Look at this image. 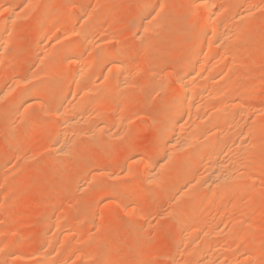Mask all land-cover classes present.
<instances>
[{"label": "rangeland", "instance_id": "374dc122", "mask_svg": "<svg viewBox=\"0 0 264 264\" xmlns=\"http://www.w3.org/2000/svg\"><path fill=\"white\" fill-rule=\"evenodd\" d=\"M7 1L8 0H6V1L0 0V16H1L0 19H1V21L3 18H5V15H6L4 12V6L6 5L5 3ZM15 1L17 3H20L23 0L22 1L15 0ZM50 1L49 0H47V1L39 0L38 2H36V5H35L36 7L32 6L33 8H30V9L25 8V10L23 12V15H24L23 17H20L19 20H17V21L15 20L12 23L10 22L9 23L10 25L8 24V26H11V28L13 26L12 24H14L13 32L8 31V33L13 35V36H9L10 34L8 35L9 36L8 40H10L11 42H10V44H8L9 42L7 41L8 45H6V46H7V50H9V51H6V55L3 54V51L0 52V72L2 74V75L0 74L1 75L0 76V85L3 84L1 87L3 89L5 88L4 90L8 89V87L10 88V86H11V88H13L12 90L8 89L11 93L13 92L12 95L10 94V92H8V94H6L7 90L4 92L1 90L2 88H0L1 93L3 94L2 96H0V206H1V203L3 201L5 202V204L2 205V207H0V231L2 230V232H0V264H16L17 262L19 264H35L39 255L41 253H43L44 251L47 252L46 250H47V248H49L48 246H50V248L54 247L55 249L57 246H59V247H57L56 250L60 251L64 246L63 243H61L62 237H63L62 234L64 233V231L65 232L69 231L70 230L69 228H71V230L73 228V230L70 232V234H71L70 236H72V237L69 238L73 242L71 243L70 240H69L70 243L67 242V245L70 244L68 247V251H70V253L67 252L66 254L68 255V253H69V255H71V253H72L73 256L71 255L72 258H70V256L68 255L69 257L67 260L66 255L65 256H64V254L61 255V260L66 259L64 261H67L69 264H120V263L121 264H167V263L171 264V261H173L172 259H173L174 253H175L174 250L179 245V243H181V241H184L185 239H188L190 237V233L193 234V236H195L199 232H203V234L204 233L206 234L207 233L206 229H209L208 227L211 224H212L213 228H215V232H216L214 234H211L212 238L215 237L217 239L219 248L221 247L220 244L222 246L227 245L230 247V248L227 247L230 250H227L226 246L224 247V249L227 250L226 253L229 256L232 257L234 254V256H235L234 264L235 263L240 264L241 262L244 263L243 258H245L244 261H248L245 264H264V137H263L264 136V120H262V119H264V21H263L264 20V14H262V13H264V8H263L264 7V4H263L264 0H259V1L254 0L255 1L254 3H253V0H248V2L250 1V2H252L253 5L255 4L256 6L255 5L249 6L250 2L248 3L247 0L245 1V3L247 5L242 4V3L239 4L240 1L238 2V0H222L223 3L221 2V0L216 1L219 3L218 7H216L218 9L224 5H225L224 7H226V5H229V4H239L238 5L239 8L237 7V10L239 11V9H241L240 11H245L247 13L246 16H248V18H244L242 21H237L235 19H234L235 21H233L232 20L233 16L234 15L236 16V9H234V12H235L234 14L232 13L233 11H230L233 15H230L228 13L229 16H227V17H230L229 19H227V17H225V16H224V18L218 19L217 22H219V23L228 20L229 24H228V21L226 22V24H228L227 27H229V25H230V20H231V23L232 22L233 23L239 22L238 26L239 27L241 26L240 30L238 29V30L233 32L235 35V41L232 44L233 47L232 46L230 47V50H232V48H235V50H233V54H232V51H230L228 48L227 50H228L229 54H227L228 53L227 50L224 49V50H221L222 52L220 51L221 55H224L225 53H223V52L226 51L227 55H225V56L229 55L230 59H232L231 57L235 56L236 57L235 59H237V55L240 52L239 50H241V52L238 55V58H240V55H242L243 57L241 56V59H237V61L233 59L234 60L233 68H232V65L228 66V64H227V66L226 65L223 66V67H225V69H223V67L221 68V71L223 69V71H222L223 73L221 74V76L220 75H219V77L217 76L214 82L217 85V87L219 86L222 89V84L224 83V85H225V83L229 82V78L231 77V79H230L231 81L229 82L230 86L232 84L235 88H237L239 90L237 92V94L234 91V96L235 95L237 97L239 96L238 100H236V101H238V103L237 102L236 103L239 104L241 101V104H243V107L246 108V110H245V108H243L241 104H239V106H238V107H241V109L243 111H245L244 112L245 114L242 113L243 112L242 110L239 111L240 108L239 109H238V107H236L235 109L233 108L234 111L237 112V117L235 118V120L236 121L239 120L240 119L239 117H241V119L244 118L243 119L244 121H247L248 119L253 118V119H250L249 123L248 122L243 123L242 122L243 120H239L240 122H238V123H240V124L238 126V124L236 123L238 127H235L236 128L235 132H237L238 130L240 132L244 128V131H242V134L246 135L247 133H249L248 129L251 128L250 130H252V132H250L249 134H252V135L248 134V136L247 135L246 136L243 135V136L245 138H247V137L249 138V136H250L249 140L254 139L252 141L253 143L251 141L249 143V140L247 138V142H248L247 144L254 145V146H252L253 147L252 149H251L250 145H249V147H245V149L242 153L243 156L240 155L241 153L239 154L240 157L244 158L245 162H247V163H245L243 160L242 161L243 163L240 162V164H242V166H243V164L245 163V165L243 166L245 168L239 166V168L240 167L241 168L240 169L238 168L237 170H240V171H237V172L234 171L235 175L237 174L238 176H240L239 173L242 172L243 173L242 177H246V179L242 178L241 176H240V179L245 180V182L241 185L239 183L231 185L230 188L226 192L227 198H226V196H225V198L220 197V193H219V195H217L215 193L216 194L215 196H218L219 198L216 197L217 199H215L214 202H212V204L214 206H212V204H210L211 203L210 201L203 202L202 204H203L204 209H205V207H207L210 204V206L208 207L209 212L203 218L204 221H202V223L207 221L206 224L205 223L203 224V225H205L204 226L205 230L204 229H202L203 231L200 230L201 227L200 228L198 227L199 223H196L197 226L193 225L194 228L192 227L191 229H189L190 230L189 232L186 231L187 233L184 232V234L183 233L179 234L177 232V229H178V222L177 221L178 220L176 218L178 216L176 217V215L174 216L173 214H175V213L177 214L178 211L180 213L181 212L184 213V211L188 207L186 205L188 203L187 201H189L188 205H190L192 202V201L190 202V199L188 200V198H191V200H192L193 191L189 192L186 196L181 197V199L175 200V198H176L175 196L178 195V194L175 195V193L179 192L178 190H179V188H181V185H182L181 182L184 184L186 181H184L182 179V181L179 182V184H181L180 187H179L178 183H177L178 186L176 185V183H173L174 182L173 179H178V176L174 173V170H175L174 167H176V166L171 165V166H173L174 169L172 167L170 169L171 171L169 169H167L169 174H167L168 172L166 171L164 176H163L164 179L160 183H158V185H157V183L153 184V186H152V184H149L150 186L148 185L147 187H145V188H147L148 191L145 190L147 192H145V194L142 197H137L136 193H135L136 192L135 186L138 183V179L140 180V178H142V175H143L142 171L143 170H142V164L140 162L139 163L136 162L138 164V165H136V163L134 162L135 158H133V156L136 155V154H134V150L137 152L142 147L147 148L146 149L147 152H143L140 155L137 154L139 156L138 158H141V159L143 158L144 160H146L149 157L153 158L151 156H154V157L156 156L155 155L156 154L155 153L156 152L155 145L161 136V133L163 131L164 126L166 125V122H162V121L155 122V120L159 117V115L167 113L169 111L168 104H167L168 103V95H169L167 93H169V91L165 90L166 85L169 82H173L171 79L177 76L176 71H178L180 74V69H178V64L186 52V44L191 43V42H197L198 43V41L199 42L205 41V38L206 39L208 37H209V39L211 38V36H210L211 34L206 35V36H200V37L191 35V36H187V37L185 36L186 38H181L183 32L190 26L189 21L193 18H197V15H198V13L199 14L201 13V10L198 9V11L195 12V14H196L195 17H193L194 14L192 17H187L186 12H189L190 10H192V9H190V6H188L187 0H181V1H178V0H161V1H165V2L170 3V7L172 9V10H170V13L168 10V12H167L168 15H167V13L166 14L164 13V15L161 14L160 16H162V17H160V18H158L159 15L158 16L155 15V16H157V20H156L154 15L152 17L150 16L149 18H152V19H149L150 23H149L148 27L140 30L138 26L140 25V23H142L144 21V19L146 17V15H143V13L140 11V7L143 6L144 3L147 2L148 0H54L55 3L53 0L51 2ZM151 1H153V0H151ZM175 1L178 2V4L175 5ZM156 2H160V1L154 0V2H152V3H156ZM51 3H52V5H48ZM182 3H183V5H182ZM218 3H216V4H218ZM225 3H227V4H225ZM47 6H49L50 9H46ZM240 6H241V8H240ZM243 6H245V7H243ZM248 6H249L250 10L249 9L244 10L246 7L248 8ZM251 7L253 8V11L251 10L252 9ZM258 7H261L262 10H261V8H258ZM87 9H88V11H87ZM45 10H48V12H49L48 16L44 15L43 12H45ZM89 10H91V11H89ZM259 10L261 13L259 12ZM247 11H249V12H247ZM97 12H98V14H97ZM68 13H70V15ZM88 13H89V15L91 14V16H89V17H91L90 21L93 20V22L101 28V29L100 28L97 29L96 33L93 34V36L95 35V37H96L93 42L96 45H99L100 43L102 45L106 44V46L104 45L105 47L109 46L108 48L113 49L114 51L116 50L117 54L121 58L125 59L126 66H125L124 71L128 72V74L130 72V75H128V76H130L131 78L130 77H127V78H130L129 82L132 79V84L130 83V86H132L134 90L132 89L130 92L124 91L125 93L123 92V94L121 96H118V95L115 96L114 95L113 97L111 96L110 98L105 99L103 102L105 105L104 107L106 109H109V110L102 109L101 111H99L100 114L98 113L100 116H103V117L106 116V118L110 115L108 118L113 121V124L116 123V125L113 126V127H115V128H113L114 131H112L115 133L114 134L115 138L111 137V139H110V137L109 138L108 137L107 138L102 137L103 140L101 138H98V139L92 138V139L88 140L89 142H85V141H87V139L85 141H83L84 139H82V137H78L76 134L70 133V134H68L69 138L75 137L73 139L74 141L72 139L70 140V141H72L71 143L76 144V145L72 144V146H71V148L74 150L70 149L73 154L69 152L71 155L68 153L67 155L66 154H64L62 156L60 155L61 157H59L58 155L53 153V151H52L53 147H52V144L50 141L52 139L51 134L53 131V128H51V126L57 125L56 123H58V121H57L58 118L55 117V112L57 110L54 112V109L56 107H58V105H60L59 104L60 102H64V103L66 102L67 103L68 99H69L68 103H72V101H73V103H75V102L77 103V101L83 102L85 100V97L82 95L79 96L78 94L75 97L74 96L75 94H73L74 93L73 90H71L70 92H68L69 94L67 93V95H64L63 99H61L62 96H60L61 101H60V99H58L59 102H57V99H56L55 103L57 105L54 102L49 103L47 101V99H45V98L38 99V100H43V102H45V103L42 102L43 107L41 106V104H40V106H38V104L22 105L21 107H23V108L28 106L27 108H25L26 111H29L32 108V110H31L32 112L31 111H29V112H30V114H33L32 115L33 120L35 119V117L39 116L35 119V122L33 123V121H28L27 116H29L30 114H29V112L24 113L26 111L23 110V108L20 107V109H22L21 110L22 113L19 110V112L21 114L20 113L19 114L18 113H12L10 111L12 106L14 105L13 94L18 91V86H19L17 84H15L16 85L15 86L14 83H16L15 80H17V81H18V79L21 80L25 75H27V77H28V73H29V77L38 76L35 78L36 80L38 79L37 81H39V84L36 82L38 86L43 87V83H44V87H50L51 82L53 83V77H52L51 73H53L52 71L57 66H60L59 68H61V64L63 61L61 56L63 55V57H65L64 55L67 53V48L65 49L66 50V53H65L64 46L66 47L70 44H72V45L77 44L78 46L83 45L82 37L80 39V34L82 35L83 31H80V32H78V31L82 30L81 26L83 28L86 27V22L88 20V19H86V17L89 18L87 16ZM250 13H253L252 16L250 15ZM82 14H84V15H82ZM85 14H86V17H85ZM94 14L96 16H94ZM255 14H260V15L255 16ZM81 15H82V17L83 16L85 17L84 19H86V22L83 23L82 20L81 21L79 20L80 19L79 17H81ZM92 15H93V17H92ZM98 15H100L99 16L100 18L98 19L99 21L97 20V22H99V23H97L94 20V18L95 19L98 18ZM68 16H73V18L77 17V19L79 18L78 20L80 22L75 18L76 21L74 19L73 24H66L67 26L65 28L60 27L63 20L65 18H67ZM188 16H189V14H188ZM250 16L253 17L254 19L250 18ZM258 16L261 18L260 20H259ZM25 17H27V18H25ZM146 20H147V18H146ZM220 20H224V21H220ZM24 21L26 22V24H24L25 23ZM28 21H29V23H28ZM90 21L87 22V25L89 28H91L95 32L94 27L92 25L93 23ZM152 21H153V23H156L155 24L156 27L152 26V24H151ZM74 22H76V23H74ZM81 22H82V25H81ZM33 23H35V24H33ZM42 23L44 24V26H48L47 24H49L50 27L52 26L51 28H53V27L55 28V26L59 28L58 31L62 34H60L58 32H56V33L60 34L61 36H59L55 33V30H57V29H54V30L52 29V35L55 33V35H53L54 38L59 36L58 40L56 38V40L54 42V40H52V37H53L52 35H51L52 36L51 38H50V36H48V38H46V40H44L42 42L37 40V36H35L37 34H35V33L38 32L36 30H39ZM55 23H56V25H54ZM260 23H262V24H260ZM50 24H52V25H50ZM95 24H94V26H95ZM74 25L77 28L74 27ZM90 25L92 27H90ZM247 25H248V27H247ZM97 26H95V27L97 28ZM149 26H152L151 29H149L150 28ZM224 26L226 27L225 22H224ZM238 26H236V27H238ZM260 26L261 27L263 26V28L259 29ZM71 27H73V30H70ZM67 28L71 31V32H69V34H68L69 30ZM152 28L153 29L155 28L154 30H157V31H155L158 33L157 36L155 35L156 33H154V34L151 33V32H153ZM66 29L68 31H65ZM103 29H104V31H102V32L104 33V35L101 31H99V30H103ZM138 29H139V31H141L140 34L143 31L148 32L147 34L142 33L141 35H143V34H145L146 36L149 35V40L152 39V36H153V39L150 40V41H153L155 39L153 41L154 43L150 42L151 45L153 44L152 45L153 49H151L152 47H149V45H147V44H146L148 46V47L146 46L147 49L144 46L145 43L148 41L147 40L148 36H147V38H144L145 35H143V37L141 36L142 40H144V39H146V40H144L145 42L142 41L144 43L139 42V41H141V40H139L141 38H139V36H138V33H139ZM9 30H10V27H9ZM83 30L85 31V29H83ZM177 30L178 31L181 30L180 33ZM14 31H15V33H14ZM97 31H99L98 32L99 35H98ZM149 31H150L151 35H150ZM65 32H67V33H65ZM76 33H78V34H76ZM100 34H102V35H100ZM8 36H7V38H8ZM75 37H78V39L76 38V40H72V39H75ZM10 38H12V40ZM98 38H100L99 41H98ZM13 39H16V40L13 41ZM47 39H48V41L51 39L53 42L49 41L50 42L49 43L47 41ZM17 40H19V41H17ZM69 40H71L72 42H70ZM96 40L98 41V43L95 42ZM12 41H13V43L15 42V44L18 46V48L14 44L13 45L15 47H13L11 45ZM37 41L41 45L38 44ZM103 42H106V43H103ZM111 42H113V43H111ZM46 43L48 44V47H46V49H44L45 46H47ZM53 43L58 45V46L55 45L56 46L55 49L56 50L58 49L57 50L58 54H56V55L58 56L60 54L61 56H58V57L54 56L53 49H52V48H54ZM38 45L40 46L41 49H39ZM8 46H9V48H8ZM11 48H13V50L15 49L14 52H12ZM124 49H125V51H123ZM48 50H49V52L46 53V51H48ZM83 50L81 51L82 56H84L83 57L84 60L89 64L92 63L94 59H95V62H98V61H100L101 58L103 59V62H105V63L109 62L108 60L104 59V55H102V53H100V52H97L93 56H90L89 53L86 52V54H88V56H89V57H86V54L84 53L85 51H83ZM39 51H40V53H39ZM54 52L56 53V51H54ZM62 52H64V53H62ZM234 52H236L235 54H237V55H235ZM42 53L43 54L45 53V56L42 55ZM67 54H69V52ZM40 55H42L44 57H42ZM48 55H50L49 56L50 58L52 57L50 59L52 64L55 62V64L57 66L56 67L50 66L49 71L51 70V67L53 69V70H51V73H49V75H51L50 76L51 79H49V77L47 78V76H42V78L40 80L39 77H41L43 71L40 72L39 69L37 68L38 62L40 64V61H39L40 58L39 57L46 59V57H48ZM230 55H231V57H230ZM94 56H95V58H94ZM59 57H61V58H59ZM130 57L132 59H130ZM53 58H55L54 62H53V60H54ZM56 58H57V60H56ZM43 59H42V61H44ZM59 59H62V60H59ZM204 59L202 60L203 62H204ZM206 59H208V58H206ZM48 60H49V58H48ZM48 60H46V61H48ZM209 60H210V58L208 60H206V62ZM239 60H242V63H241V61L238 62ZM46 61L42 62L43 64H45V65L42 64L44 69H46L45 67H47L48 64H51L48 62L45 63ZM57 61H59V62L56 63ZM131 62H132V64H131ZM206 62H204V63H206ZM55 64H54V66H55ZM152 64H153V66H152ZM39 66L42 67L41 65H39ZM154 66H156V67H154ZM236 66H238V67H236ZM36 68H37V70H36ZM42 68H41V70H42ZM226 68L228 70L230 68V71L229 72H228V70L226 71ZM56 69H58V68H56ZM56 69H55V73H56ZM232 69L234 72L231 71ZM2 70H4V71H2ZM5 71H7L8 73ZM33 71H35L36 74L34 72L31 76L30 74ZM37 71H38V74H37ZM150 71H153V72H150ZM2 72H5V74ZM149 72H150V74H149ZM225 72H226V74H224ZM56 74H58V73H56ZM164 74L167 75L166 78L164 77L165 76ZM230 74H232L233 76H231ZM156 75H158V76H156ZM125 76H127V75L125 74ZM43 77H45V79ZM155 77L158 80H156ZM158 77H160V78H158ZM224 77H225V79H224ZM2 78H4L3 80H5V82H3L1 80ZM166 79H167V81H166ZM216 80H217V83L219 81H220V83H222L221 86L216 83ZM152 81H154L153 83H154V85L156 84L155 85L156 87L152 84ZM46 82H47V85H45ZM149 82H151V84ZM48 83H49V85H48ZM133 83H135V84H133ZM157 84H158V86H157ZM216 85H214V86H216ZM228 85H225L226 86L225 88H227ZM60 86L63 87L64 89H66L68 87V81L63 82ZM101 86H102L101 81H99L96 83L95 88L97 90H100ZM209 86H208L209 88L207 87L209 89L207 91H210V89H212V85H209ZM234 87H230V89L233 88V90H236V89H234ZM20 88H21V86L19 87V89ZM93 94H95V93H93ZM93 94H89L88 98H90V96L92 95L91 96V97H93L92 101L98 100L99 96L97 94H95L97 96H95ZM4 95H6V96H4ZM237 97H236V99H237ZM38 100H36L35 103H38L37 102ZM244 103L249 108H247L244 105ZM43 104L47 107L49 106L48 107L49 110ZM107 104H110V106ZM32 105H33V107H32ZM111 106H112V108H111ZM29 107H31V108H29ZM59 107H58V109H59ZM28 108H29V110H28ZM51 109H52V111H51ZM206 109L211 110V111L207 110L209 114H210V112L213 111V108H211V107L210 108L208 107ZM46 110H48V111H46ZM89 111L90 112H88L87 116L90 117V121L88 120V122L90 124L88 123V126L92 127L93 125H95V124H93V125L91 124V118H92V120L94 119L95 122L97 120L99 121V119H101L100 123L103 121V119H104L103 117L100 118V116L97 114L93 115L94 111L91 112V109ZM102 112H104V113H102ZM89 113H90V116H89ZM246 113L248 115L249 114L253 115V113H254V115H253V117L250 115L251 117L248 118V115H246ZM15 114H17V116ZM107 114H109V115H107ZM255 114H257V115H255ZM13 115H15V117ZM96 115L99 117H97ZM254 116H256V117H254ZM23 117L26 118L27 121ZM36 120H37V122H36ZM114 120H116V121H114ZM98 121L96 122V124H98ZM28 122H30V123H28ZM95 122L93 121L92 123H95ZM181 122L182 123H179L180 127H182L183 122L185 123L183 126H185V125L189 126L190 124H192V126H194L193 123H191L190 121H188L186 119L182 120ZM186 122H189V124ZM241 124L243 125L242 126L243 128H241ZM11 126H12V128H11ZM88 126L86 123L85 129H88L89 128ZM188 126L187 127L185 126L187 128L186 131H189V129L193 128L191 125L189 127ZM254 126H255V128H254ZM235 128H234V130H235ZM237 128H238V130H237ZM182 129H184V128H182ZM184 131H185V129H184ZM15 132H16V134H15ZM23 133H26V134L23 135ZM13 134L15 135V137H13ZM118 134H120L122 137H120V135H118ZM25 135H28V136H25ZM139 135L142 137H140ZM237 135H238V133H237ZM24 136H25V139H24ZM234 136H236V135H234ZM234 136L232 133V137H234ZM260 136L263 138H260ZM9 137H10V139H9ZM118 137H120V138L118 139ZM232 137H231V140L233 141L235 137L234 138H232ZM251 138H253V139H251ZM11 139H13V141H12V143H9L8 140H11ZM94 139H96V140L94 141ZM99 140H101V141L99 142ZM81 142H83V143H81ZM49 144H51V146ZM85 144H86V146H85ZM48 145L50 148L49 150L47 148ZM128 145H130V146H128ZM16 147L19 150L16 149ZM51 147H52V149H51ZM80 148H82L83 150H81ZM229 148H227V152L229 151L228 150ZM87 149L88 150L91 149L90 150L91 152L90 151L88 152ZM128 149L130 150V152ZM16 150H18V154H17ZM124 150L125 151L128 150V152H125ZM232 151H233V154L230 150L229 151L230 154H229V152H228V155L225 153L224 157H226V159L227 158L229 159V156L231 155L230 157L233 158L232 155H234V154L236 155L237 153H235L234 150H232ZM20 152H23V153H20ZM248 152H251V154ZM19 153L21 155H19ZM51 153H52V155L50 156ZM85 154L88 155V157L90 158L91 161L89 160L87 155L85 156ZM17 155L20 156L22 159L20 160V157H18ZM235 155H234L233 159H236L239 157V155H236V156ZM22 156H24V157H22ZM12 157H15V158L12 159ZM104 157H105V160H107V161H104V159H103ZM123 157H124V159H123ZM248 157L249 158L251 157L252 159L248 160L249 159ZM232 158H230V159H232ZM242 158H240V160ZM18 160L21 162H19ZM113 161L117 162L116 165L113 167V171H114L113 174H115V176L112 174V177L110 176L111 178L108 179V174H106V171L104 173L103 170H106L108 168V165H110L111 162H113ZM229 161L230 160H228V162ZM173 162H174V160H173ZM57 163L59 165L56 166ZM131 163H133V164H131ZM89 164H91V165H89ZM99 164H100V166H99ZM248 164L250 166H247ZM83 165H85V166H83ZM81 166L85 167V168H81ZM200 166L195 169L194 173H196V175L199 174L200 176H202L203 173H205V171H204V169H202V165H200ZM52 167H54V168H52ZM57 167H58V169H57ZM203 167H204V164H203ZM253 167H254V169H253ZM50 168L52 169L51 171H50ZM77 168H78V170H77ZM93 168H95V169L93 170ZM127 168L132 170V172H133V170H136L135 171L136 173L135 172L128 173ZM90 169H92V170H90ZM137 169H139V170H137ZM244 169H247V170H244ZM88 170H90L92 174ZM198 170H199V172H197ZM49 171H50V173H49ZM80 171H82V172H80ZM201 171H204V172L201 173ZM51 172H54V174ZM77 172H79V173H77ZM86 172H87V175L85 174ZM170 172H173V173H170ZM80 173H81V175L82 174L83 175L80 176ZM102 173H104V174H102ZM139 173H140V175H138ZM194 173H191V174L189 173V174L191 176ZM28 174H30V175H28ZM50 174H53V175H50ZM77 174H79V175H77ZM249 174L251 177L252 176L253 177L251 178L249 176ZM45 175H47L48 178ZM76 175H77V177H75ZM94 175L96 176L95 178H94ZM116 175H117V177H116ZM43 176H44V179H43ZM104 177H105V179H103ZM191 177H193V176H191ZM191 177L189 179H191ZM96 178H97V180H96ZM170 178L172 179V181ZM186 178H188V176ZM90 179H91V181H89ZM94 179H95V181H94ZM100 179H102V180L100 181ZM189 179H187V182L189 181ZM82 180H83V182H82ZM103 180H105V181L102 182ZM86 181H88V182H86ZM96 181L98 184L95 183ZM98 181H100V183ZM93 182L96 185L93 184ZM104 183H106V184H104ZM124 183H126V184L124 185ZM128 183H129V185H128ZM108 184L111 185V187ZM121 184H122V186H121ZM99 185L100 186H109V188L112 189L110 192L118 194L120 196L119 197L120 200H119V198H115V197H114L115 198L114 200H112L113 198H111V200H112L111 205H107L106 203H104V202L102 203V201L100 202L99 200H97V198L94 196V194H95V192L97 193V189L100 187ZM244 185L245 186L247 185V187H245ZM173 186H174V188H173ZM93 188H94V190H93ZM126 188H128V189H126ZM243 188H245L244 191H243ZM84 189H85V192L83 191ZM200 189H202V190H200ZM200 189L198 188V190L203 191L204 186H203V188L200 187ZM152 190H153V192H151ZM232 190H233V192H232ZM128 191H130V192H128ZM133 191H135V192H133ZM170 191H173L174 193L170 192ZM126 193H127V195H126ZM115 194H113V195H115ZM128 194H129V196H128ZM241 194H242V196H241ZM244 194H246V195H244ZM232 195H234V196H232ZM39 197H41V198L39 199ZM111 197H113V196H111ZM89 198H92L93 202H90L91 199H89ZM124 198L130 199V200H127L128 203H127L126 199H124ZM184 198H186V199H184ZM116 199H118L117 201L121 205H119V203L116 204V202H117ZM95 200H97L96 203H95ZM132 200H135V201L132 202ZM173 200H175L177 203H174L175 201H173ZM184 200H186V201H184ZM6 201H8V202H6ZM211 201H213V200H211ZM215 202H217V203H215ZM93 203L95 204V206L97 204V207L99 209L96 208L95 206L93 207ZM173 203L175 204L176 208H174L175 206L173 205ZM104 204H106V205H104ZM170 204L173 206H171ZM112 205H113V208L110 207ZM127 205L129 206V208H127L128 207ZM178 205H179V207L177 210ZM182 206H183L184 210L181 208ZM221 206L223 209L220 208ZM105 207H108V208L110 207L111 209L110 208L106 209ZM218 207L220 208L219 210H218ZM131 208H135V212H134L135 214L133 213L132 215H129L128 214L129 210L127 212V209H131ZM148 208H150V209H148ZM170 208L174 209V210L176 209V211L174 212L172 210V212H174V213H172ZM210 208H211V210H210ZM88 209H91V210L93 209L92 211L89 210V211H91L92 214H93V212L95 214V209H96V212H98V213H96L95 216L94 215L91 216V213L89 212L88 213L89 215H88L87 212H85ZM103 210L104 211L106 210V211L104 212ZM107 210H109V211H107ZM221 210H222V212H221ZM210 211H212V214ZM99 212H100V216H99ZM166 212L167 213L169 212V213L166 214ZM3 213H4V215H3ZM182 213L180 215L179 214L178 215L181 216ZM137 214H138V216H137ZM101 215L103 218L101 217ZM133 215H135V216H133ZM165 215H167V216H165ZM10 216H12V217L10 218ZM127 216H129V217H127ZM234 217H236L237 219L235 220ZM62 218H65V219H62ZM50 219L51 220L55 219L54 220V222L56 223L55 225H58L60 229L58 228V226H56L57 228L55 226H53V227H50L46 230H43L42 227ZM61 219L63 222H61ZM66 219H68V220H66ZM99 219H100V221H99ZM164 219H165V221H164ZM167 219H169V221ZM119 220H120V222H118ZM133 220H134V222L136 220V222L135 223L131 222ZM59 222L61 223V225H64L65 228H66V225H67V227H69V226L70 227L65 229L63 226H61L59 224ZM75 222H76V224H75ZM116 223H120V224H116ZM131 223L132 224L134 223V227H135V225H136V227L134 228ZM202 223H201V225H202ZM123 224L124 225L126 224L125 226H131V225L132 226L128 227V229L126 227V230H122L124 227ZM137 224H138V226H137ZM241 226H243V227H241ZM121 227H122V229H121ZM132 227H133V229H132ZM216 227H217V229H216ZM61 228H62V230H61ZM74 229H75V231H74ZM124 229H125V227H124ZM198 230H200V231H198ZM122 231H123V233H122ZM235 231H237V232H235ZM3 232H5V233H3ZM60 232H62V233H60ZM76 233H78V234H76ZM85 236L87 237V239L85 238ZM193 236L191 235V237H193ZM12 239L13 240L16 239V240H14V242H13ZM73 239H75V240H73ZM51 240H52V242H54L55 246L53 244L51 246V242H49ZM16 241H17V243H19V247H17L18 244L16 243ZM242 241H243V243H242ZM9 242H11V243H9ZM12 243H16L15 245H16V248L18 250L12 254L13 256H10L9 254L6 256L3 248L6 247L8 244L11 245ZM97 243H99V244L97 245ZM239 244L241 245L239 247H241L242 250H240V248L238 247ZM92 245H93V247H92ZM13 246H14V244H13ZM65 246H66V244H65ZM93 250L95 251V253H93L94 252ZM90 251H91V253H90ZM184 251L182 250V248L178 251V255H177L178 259H183L185 257L184 255L186 254V252H184ZM212 251H210V252H212ZM241 251H243V252H241ZM39 252H40V254H39ZM18 253H19V255H18ZM59 253L58 254L56 253L57 256L59 255ZM230 253H232V255ZM56 254H54V255L56 256ZM77 255H78V257H76ZM84 255L88 256V258L85 257ZM4 256H5V258H3ZM63 256L65 258H63ZM81 256H84V257L82 258ZM84 258H86V259H84ZM8 259H9V261H8ZM5 260H6V262H5ZM106 260H108V261H106ZM231 260H233V258ZM74 261H75V263H74ZM228 264H230V262ZM232 264H233V262H232Z\"/></svg>", "mask_w": 264, "mask_h": 264}, {"label": "bare ground", "instance_id": "6f19581e", "mask_svg": "<svg viewBox=\"0 0 264 264\" xmlns=\"http://www.w3.org/2000/svg\"><path fill=\"white\" fill-rule=\"evenodd\" d=\"M6 1V0H5ZM20 1H22V0H20ZM39 0H23L22 2H20V3H17L15 0H8L5 4V6H4V12H5V18H3L2 19V21H1V19H0V52L1 51H3V54L4 55H6V51H9V50H7V46L6 45H8V44H10V40H8L9 39V36H13L12 34H10V33H8V31H12L13 32V26H14V24H12L13 26H12V28H11V26H8V24L11 22H14L15 20L17 21V20H19L20 19V17H23L24 15H23V12H24V10H25V8L27 9V8H33L35 5H36V2H38ZM45 1H47V0H45ZM50 1V0H49ZM52 1V0H51ZM50 1V2H51ZM54 1V0H53ZM151 0H148L147 2H145L144 3V5L143 6H141L140 7V11L143 13V15H146V17H145V19H144V21L142 22V23H140V25L138 26L139 27V29L141 30V29H145V28H147L148 27V25H149V23H150V21H149V19H152V18H149L150 16L152 17L153 15L155 16V15H159V17L158 18H160V17H162V16H160L161 14H163L164 15V13L166 14L167 12H168V10H169V13H170V10H172L171 9V7H170V3H168V2H165V1H161V0H158V1H160V2H156V3H152V2H154V0L153 1H151ZM157 1V0H156ZM178 1H181V0H178ZM216 1H218V0H187V2H188V6H190V9H192V10H190L189 12H186L187 13V17H192L193 16V14H194V16L193 17H195L196 16V14H195V12L196 11H198V9L199 10H201V13L199 14L198 13V15H197V18H193V19H191L190 21H189V23H190V26L183 32V34H182V36H181V38H186L187 36H191V35H194V36H197V37H200V36H206V35H209V34H211L210 36H211V38L209 39V37L206 39L205 38V41H202V42H199L198 41V43L197 42H191V43H187L186 44V52H185V54H184V56H183V58L180 60V62H179V64H178V69H180V74H179V72L178 71H176L175 73L177 74V76L176 77H174V78H170L173 82H169V83H167V85H166V89L165 90H167V91H169V93H167V94H169L168 95V109H169V111L167 112V113H164V114H161V115H159V117L155 120V122H160V121H162V122H166V125L164 126V128H163V131H162V133H161V136H160V138H159V140L157 141V143H156V145H155V149H156V156L154 157V156H151V157H153V158H145L146 160H144L143 158L141 159V158H138L139 156L137 155V154H141V153H143V152H147L146 151V149L147 148H140V150H138L137 152L134 150V154H136L135 156H133V158H135V163L137 162V163H141L142 164V172H143V175H142V178H140V180L138 179V183L136 184V186H135V191H133V192H135L136 193V196L137 197H142L144 194H145V192H147L148 190H147V188H145V187H147L149 184H152V186H153V184H155V183H157V185H158V183H160L164 178H163V176H164V174H165V172L167 171V169H171V167L173 168V166L175 165L176 167H174L175 168V170H174V173L178 176V179H173V183H176V185H177V183H178V185H179V187H180V185H181V188H179V192L178 193H175V195L176 194H178L177 196H175L174 198H175V200H178V199H181V197H184V196H186L189 192H191V191H193V197H192V200H191V198H188V200L190 199V202H191V204L190 205H188V203H189V201H187L186 203V205L188 206L187 208H186V210L184 211V213H182V215L181 216H179L181 213L178 211V213L176 214H173L174 216L176 215V219L178 220L177 222H178V229H177V232L179 233V234H184V232H189L190 230L189 229H191L192 227L194 228V226L193 225H195V226H197L196 225V223H199L200 225H201V223H202V221H204V217H205V215L209 212V209H208V207L210 206V204H212V202H214V200L215 199H217V198H219L218 196H215L216 194L217 195H219V193H220V197H224L225 198V196H226V198H227V195H226V192H227V190L230 188V186L231 185H233V184H236V183H239L240 185L241 184H243L244 182H245V180H242V179H240V176L242 177V172H240L239 173V175L240 176H238L237 174L235 175V172L234 171H240V170H237L238 168H239V166H241V167H243L244 165H245V163H247V162H245V160H244V158H242V157H240V155L241 156H243L242 155V153H243V151H244V149H245V147H249V145L250 144H247L248 142H247V138H245L243 135H245V134H242V131H244V128L242 127L243 125L241 124V128H243V130H241L240 132H239V130H238V128H237V132H235L236 131V128L235 127H238L239 126V124L240 123H238V122H240L239 120H243L244 118H242L241 119V117H239L240 119L239 120H235V118L237 117V112H235L234 111V109L236 108V107H238L239 106V104H241V101H240V103L239 104H237L238 103V101H236V100H238V97L235 95L234 96V91H235V93L237 94V92L239 91L237 88H235L232 84H231V86H230V84H229V82L231 81L230 79H231V77L229 78V82H227V83H225V85H228V87L227 88H225L226 86L224 85V83L222 84V83H220V81L217 83V80H216V83L218 84V85H220L221 86V84H222V89H221V87H217V85L215 84V79H216V77L218 76L219 77V75L221 76V74L223 73L222 71H223V69H225V67H223V66H227V64H228V66L229 65H232V68H233V63H234V60H236L237 61V59H241V56L242 55H240V58H238V55H239V53L241 52V50H239L240 52L238 53V55L237 54H235L236 52H234V54L235 55H237V59H235L236 57L235 56H233V57H231V55H230V57L232 58V59H230L229 58V55L228 56H225V55H227V54H229V52H228V48H229V50H230V47L232 46V44H233V42L235 41V35H234V31H236V30H240V28H241V26L239 27L238 26V23L239 22H232L231 23V20H230V25H229V27H227L228 26V24H229V21L228 20H226V21H224V20H220V21H224L225 22V25H226V27L224 26V22H221V23H219V22H217L218 21V19H220V18H224V16L225 17H227V16H229L228 15V13L230 14V15H233L235 12H234V9H236V16L234 15L233 16V21H235V20H237V21H242L244 18H248V16H246L247 15V13L245 12V11H240L241 9H239V11L237 10V7H238V5L240 4V3H242V4H245V5H247L246 3H245V1L246 0H238V2H239V4H229V5H226V7H224V6H222L221 8H216V7H218V5H219V3L218 2H216ZM259 1V0H258ZM172 2V1H171ZM221 2H222V0H221ZM247 2H248V0H247ZM250 2V1H249ZM248 2V3H249ZM255 1L253 0V3H254ZM261 2V1H260ZM35 3V4H34ZM48 3V2H47ZM54 3H55V1H54ZM184 3V2H183ZM183 3H182V5H183ZM216 3H218V4H216ZM223 3V2H222ZM257 3V2H256ZM34 4V5H33ZM173 4V3H172ZM176 4H178V2H176L175 1V5ZM225 4H227V3H225ZM241 4V5H242ZM259 4V3H258ZM264 4V3H263ZM48 5H52V3L51 4H48ZM185 5V4H184ZM217 5V6H216ZM254 6L253 4H252V2H250L249 3V6ZM33 6V7H32ZM193 6V7H192ZM249 6H248V8L246 7L244 10H246V9H249L250 10V8H249ZM256 6V5H255ZM263 6V5H262ZM36 7V6H35ZM52 7V6H51ZM243 7H245V6H243ZM242 7V8H243ZM81 8V7H80ZM239 8V7H238ZM240 8H241V6H240ZM252 8V7H251ZM258 8H261V7H258ZM264 8V7H263ZM46 9H50V7L49 6H47V8ZM57 9V8H56ZM79 9V8H78ZM257 9V8H256ZM83 10V9H82ZM252 11H253V8L251 9ZM255 10V9H254ZM258 10V9H257ZM261 10H262V8H261ZM87 11H88V9H87ZM89 11H91V10H89ZM94 11V10H93ZM230 11H233L232 13L230 12ZM80 12V11H79ZM82 12V11H81ZM247 12H249V11H247ZM259 12H260V10H259ZM258 12V13H259ZM2 13V12H1ZM44 13V15L45 16H48L49 15V12H48V10H45V12H43ZM83 13V12H82ZM90 13V12H89ZM89 13H88V17L89 16H91V14L89 15ZM256 13V12H255ZM261 13V12H260ZM69 15H70V13H68ZM97 14H98V12H97ZM100 14V13H99ZM104 14V13H103ZM185 14V13H184ZM188 14H189V16H188ZM252 14L253 13H250V15L252 16ZM262 14H264V13H262ZM74 15V14H73ZM82 15H84V14H82ZM82 15H81V17H79L78 19L81 21H83V23L84 22H86V19H88L87 20V22H89L90 20H91V17H89V18H87L86 17V14H85V17H86V19H84L85 17L83 16L82 17ZM167 15H168V13H167ZM256 15H260V14H255V16ZM3 16V15H2ZM28 16V15H27ZM78 16V15H77ZM94 16H96L95 14H94ZM100 15H98V18L97 19H95L94 18V20L97 22V20L100 18L99 17ZM157 16H155V18H156V20H157ZM185 16V15H184ZM246 16V17H245ZM250 16V18H253V17H251ZM254 16V15H253ZM254 16V17H255ZM263 16V15H262ZM1 17V16H0ZM92 17H93V15H92ZM144 17V16H143ZM232 17V16H231ZM235 17V18H234ZM259 17V16H258ZM25 18H27V17H25ZM42 18V17H41ZM46 18V17H45ZM76 19H77V17H75ZM75 18H73V16H68L67 18H65L64 20H63V22L61 23V26L60 27H66L67 25L66 24H73V20L75 19ZM146 18H147V20H146ZM230 17H227V19H229ZM38 19V18H37ZM76 19H75V21H76ZM77 19V20H78ZM226 19V18H225ZM235 19V20H234ZM254 19V18H253ZM256 19V18H255ZM258 19V18H257ZM261 18L259 17V20H260ZM36 20V19H35ZM40 20V19H39ZM44 20V19H43ZM78 20V21H79ZM143 20V19H142ZM263 20V19H262ZM42 21V20H41ZM40 21V22H41ZM55 21V20H54ZM58 21V20H57ZM56 21V22H57ZM62 21V20H61ZM79 21V22H80ZM99 21V20H98ZM228 21V24H226V22ZM249 21V20H248ZM264 21V20H263ZM262 21V22H263ZM25 22V21H24ZM23 22V23H24ZM87 22H86V27L85 28H83L81 25H82V22H81V28H82V30H77L78 32H80V31H83V33H82V35L80 34V39H81V37H82V42H83V45L82 46H78L77 44L75 45H72V44H70V45H68V46H64V50L67 48V53L69 52V54H67L66 53V50H65V53L67 54H65L64 56L65 57H63V55L61 56L60 54L58 55V56H61L62 57V59H63V61H62V64H61V68H59L60 66H57L56 64H55V58H53L54 60H53V64H52V62H51V58L49 57L50 55H48V57H46V59H43V58H41V57H39L40 58V64H39V62H38V66L39 65H41L42 67H43V65H45V64H43L42 62H44V61H46V60H48V58H49V60L48 61H46L45 63H51V64H48V66L47 67H45L46 69H44V67L42 68V67H38L37 66V68L39 69V71L41 72V71H43L42 72V75H41V77H39L40 78V80H41V78H42V76H47V78L49 77V79H51V75H52V77H53V83L51 82V86L50 87H44V83H43V87L42 86H38L37 85V83L39 84V81H37L35 78L36 77H38V76H32V74L35 72V71H33L30 75L32 76V77H29V73H28V77H27V75H25L21 80H19L18 78V81L17 80H15L16 81V83H14V85L15 84H17V85H19L18 86V91L17 92H15L14 94H13V102H14V105L12 106V108H11V112L12 113H20L19 112V110L21 111L22 109H20V107L22 106V105H31V104H38V106H40V104H41V106H42V102H43V100H38V99H40V98H45V99H47V101L49 102V103H55V101H56V99H57V102H59V100L58 99H60L61 97L60 96H62V98L61 99H63V97H64V95H67V93L68 92H70L71 90H73V94H75L74 96L76 97V95L78 94L79 96L80 95H82V96H84L85 97V100L83 101V102H80V101H77V103L75 102V103H73V101H72V103H68V100H67V103L65 104L64 102H60L59 104L60 105H58V107H59V109H58V107H56L55 109H54V112H55V117H57L58 118V123H56L57 125H52L51 126V128H53V131H52V134H51V144H52V147H53V153L54 154H56V155H58L59 157H61L62 155H64V154H68L69 152L70 153H72V151L71 150H74V149H72L71 148V146H72V144H75V143H71L72 141H70L71 139L73 140L74 138H69V135L68 134H76L78 137H82V139H84L83 141H85L86 139H87V141H85V142H89L88 140L89 139H92V138H101L102 139V137H110V139H111V137H114L115 138V136H114V132H112V131H114L113 130V128H115V127H113L114 125H116V123H114L113 124V121L111 120V119H109L108 117L110 116L109 114H107V115H109L107 118H106V116L105 117H103V116H100L99 114H100V112L99 111H101L102 109H104V110H109V109H106L104 106V100L105 99H107V98H110L111 96L113 97L114 95L116 96V95H118V96H121L122 94H123V92L125 91H128V92H130L132 89H133V87L132 86H130V83L132 84V79H131V81L129 82V80H130V76H128V75H130V72H129V74H128V72H125L124 70H125V66H126V62H125V59L124 58H121L118 54H117V52H116V50L114 51L113 49H110V48H108V47H105L106 46V44H104V45H102L100 42L102 41H100L99 43L101 44H99V45H96L93 41L95 40V35L93 36V34L94 33H96V30L97 29H99L100 27L99 26H97L94 22H93V20L92 21H90V22H92L93 24V27H94V30H95V32L91 29V28H89L88 27V25H87ZM256 22V21H255ZM28 23H29V21H28ZM48 23V22H47ZM46 23V24H47ZM52 23V22H51ZM74 23H76V22H74ZM97 23H99V22H97ZM223 23V24H222ZM24 24H26V22L24 23ZM23 24V25H24ZM33 24H35V23H33ZM45 24V25H46ZM94 24H95V26H97V28L94 26ZM152 26H155L156 27V23H153V21H152ZM154 24V25H153ZM260 24H262V23H260ZM10 25V24H9ZM48 26H49V24H47ZM50 25H52V24H50ZM54 25H56V23L54 24ZM59 25V24H58ZM99 25V24H98ZM137 25V24H136ZM48 26H44V24L42 23L41 24V26H40V28H39V30H36V31H38V32H36L35 34H37V35H35V36H37V40L38 41H44V40H46V38H48V36H50V38L53 36V35H55V33L56 32H58V33H60L58 30H59V28L58 27H56L55 26V28L53 27V28H51L50 26L48 27ZM152 26H149L150 28L149 29H151V27ZM236 26H238V27H236ZM9 27H10V30H9ZM74 27H76L75 25H74ZM90 27H92L91 25H90ZM176 27V26H175ZM223 27V28H222ZM247 27H248V25H247ZM77 28V27H76ZM96 28V29H95ZM257 28V27H256ZM260 28H263V26L261 27H259V29ZM25 29V28H24ZM52 29L54 30V29H57V30H55V33L52 35ZM61 29V28H60ZM68 29V28H67ZM65 30V31H68V30ZM75 29V28H74ZM80 29V28H79ZM83 29H85V31L83 30ZM101 29V28H100ZM139 29H138V31H139ZM148 29V30H149ZM155 29V28H154ZM153 28H152V30H153V32H151V33H156L155 35L157 36V32H155V31H157V30H154ZM177 29V28H176ZM70 30H73V27H71V29ZM68 31V34H69V32H71V31ZM179 30V29H178ZM177 30V31H178ZM256 30V29H255ZM18 31V30H17ZM64 31V30H63ZM62 31V32H63ZM76 31V32H77ZM99 31H104V29L103 30H99ZM99 31H97V33L99 32ZM181 31V30H180ZM180 31H178L179 33H180ZM183 31V30H182ZM259 31V30H258ZM100 32V33H101ZM140 32L141 31H139V33H138V36H139V38H141V36L143 37V35H145V34H147L148 32H142V33H145V34H143V35H141L140 34ZM175 32V31H174ZM8 33V34H7ZM14 33H15V31H14ZM58 33H56L57 35H59V36H61L60 34H62V33H60V34H58ZM65 33H67V32H65ZM103 33V32H102ZM149 33H150V31H149ZM151 33H150V35H151ZM10 34V35H9ZM76 34H78V33H76ZM152 34V35H153ZM236 34V33H235ZM9 35V36H8ZM52 35V36H51ZM65 35V34H64ZM72 35V34H71ZM70 35V36H71ZM75 35V34H74ZM98 35H99V33H98ZM100 35H102V34H100ZM103 35H104V33H103ZM7 36H8V38H7ZM59 36L58 37H56L57 38V40H58V38H59ZM76 36V35H75ZM97 36V35H96ZM137 36V37H138ZM148 36V43L146 42L145 43V48H146V46L147 45H149V47H152L151 49H153V44L151 45L150 44V42H152V43H154L153 41L155 40H153V41H150V40H152L153 39V36H152V39H150L149 40V35H147ZM147 36L145 35L144 36V38H147ZM186 36V37H185ZM261 36V35H260ZM98 37V36H97ZM115 37V36H114ZM113 37V38H114ZM155 37V36H154ZM14 38V37H13ZM56 38H54V36L52 37V40H54V42H55V40H56ZM76 38L78 39V37H75V39H72V40H76ZM178 38V37H177ZM11 40H12V38H10ZM99 39L100 38H98V41H99ZM138 39V38H137ZM209 39V40H208ZM14 40H16V39H13V41ZM51 39L49 40L50 42H53ZM62 40V39H61ZM139 40H141V41H139V42H141V43H144L145 41L144 40H146V39H144V40H142V38L141 39H139ZM207 40V41H206ZM7 41L9 42L8 44H7ZM13 41H12V46L13 47H15V46H17L16 44H15V42L13 43ZM17 41H19V40H17ZM37 41V43L38 44H40L39 42ZM47 41H48V39H47ZM48 41V42H49ZM67 41V40H66ZM70 42H72L71 40H69ZM79 41V40H78ZM98 41L96 40L95 42L96 43H98ZM142 41H144V42H142ZM241 41V40H240ZM47 42V43H48ZM49 42V43H50ZM65 42V41H64ZM68 42V41H67ZM75 42V41H74ZM81 42V41H80ZM110 42V41H109ZM256 42V41H255ZM45 43V42H44ZM46 43V44H47ZM103 43H106V42H103ZM111 43H113V42H111ZM110 43V44H111ZM258 43V42H257ZM256 43V44H257ZM15 46H14V45ZM59 44V43H58ZM67 44V43H66ZM147 44V45H146ZM244 44V43H243ZM10 45V46H11ZM41 45V44H40ZM43 45V44H42ZM53 45H54V48H52L53 49V54H54V56H56V57H58L56 54H58V49L56 50L55 48H56V46L55 45H57V44H54L53 43ZM143 45V44H142ZM155 45V44H154ZM58 46V45H57ZM60 46V45H59ZM143 46V47H144ZM237 46V45H236ZM243 46V45H242ZM38 47H39V49H41L40 48V46L38 45ZM42 47V46H41ZM46 47H48V44H47V46H45V48L44 49H46ZM141 47V46H140ZM148 47V46H147ZM233 47V46H232ZM235 47V46H234ZM239 47V46H238ZM8 48H9V46H8ZM17 48H18V46H17ZM16 48V49H17ZM84 50H83V49ZM242 48V47H241ZM43 49V48H42ZM55 49V50H54ZM143 49V48H142ZM147 49V48H146ZM227 50V52L226 51H224L223 53H225L224 55H221V50ZM11 50H12V52H14V50H13V48H11ZM50 50V49H49ZM49 50L48 51H46V53L47 52H49ZM85 51L84 53L86 54V52L87 53H89V55L90 56H93L94 54H96L97 52H100V53H102V55H104V59H106V60H108L109 62H107V63H105V62H103V59L101 58L100 59V61H98V62H95V59L93 60V62L92 63H87L85 60H84V56H82V52L81 51ZM149 50V49H148ZM233 50H235V48H232V50H230V51H232V54H233ZM255 50V49H254ZM45 51V50H44ZM54 51H56V53L54 52ZM123 51H125V49L123 50ZM153 51V50H152ZM151 51V52H152ZM221 51V52H220ZM5 52V53H4ZM11 52V51H10ZM11 52V53H12ZM43 52V51H42ZM39 53H40V51H39ZM38 53V54H39ZM62 53H64V52H62ZM83 53V54H84ZM126 53V52H125ZM227 53V54H226ZM14 54V53H13ZM150 54V53H149ZM3 55V56H4ZM42 55H44L45 56V53L43 54L42 53ZM42 55H40V56H42ZM101 55V56H102ZM121 55V54H120ZM125 55V54H124ZM10 56V55H9ZM44 56H42V57H44ZM53 56V57H54ZM145 56V55H144ZM61 57H59V58H61ZM86 57H89L88 56V54H86ZM103 57V56H102ZM243 57V56H242ZM94 58H95V56H94ZM205 58V59H204ZM206 58H210V60L209 61H207L206 62V60H208V59H206ZM38 59V58H37ZM42 59L44 60V61H42ZM62 59H59V60H62ZM90 59V58H89ZM130 59H132L131 57H130ZM204 59V62H206V63H204L202 60ZM234 59V60H233ZM6 60V59H5ZM56 60H57V58H56ZM91 60V59H90ZM105 60V61H106ZM50 61V62H49ZM92 61V60H91ZM133 61V60H132ZM241 61V63H242V60H239L238 62H240ZM59 61H57L56 63H58ZM43 64V65H42ZM54 64H55V66H54ZM89 64V65H88ZM131 64H132V62H131ZM154 64V63H153ZM153 64H152V66H153ZM47 65V64H46ZM235 65V64H234ZM50 66H52V67H56V68H58V69H56V68H54V70L52 69V67H51V70H53L52 72L53 73H51V70L49 71V69H50ZM132 67V66H131ZM154 67H156V66H154ZM223 67V69H222V71H221V68ZM231 67V66H230ZM236 67H238V66H236ZM37 68H36V70H37ZM41 68H42V70H41ZM152 68V67H151ZM150 68V69H151ZM44 69V70H43ZM55 69H56V73H58V74H56L55 73ZM60 69V70H59ZM153 69V68H152ZM182 70V71H181ZM228 69L226 68V71H227ZM2 71H4V70H2ZM58 71V72H57ZM230 71V68H229V70H228V72ZM232 72H234L233 71V69L231 70ZM5 72H7V71H5ZM5 72H2V73H4L5 74ZM150 72H153V71H150ZM150 72H149V74H150ZM182 72V73H181ZM221 72V73H220ZM8 73V72H7ZM49 73H51V75H49ZM55 73V74H54ZM0 74H1V72H0ZM35 74H36V72H35ZM37 74H38V71H37ZM54 74V75H53ZM125 74L127 75V76H125ZM224 74H226V72L224 73ZM223 74V75H224ZM233 74V73H232ZM232 74H230L231 76H233ZM2 75V74H1ZM0 75V76H1ZM49 75V76H48ZM159 75V74H158ZM158 75H156V76H158ZM161 75V74H160ZM165 75V74H164ZM222 75V76H223ZM23 76V75H22ZM166 76L167 75H165L164 77L166 78ZM127 77H130V78H127ZM44 79H45V77H43ZM135 78V77H134ZM133 78V79H134ZM158 78H160V77H158ZM163 78V77H162ZM228 78V77H227ZM4 78H2L1 80L3 81V82H5V80H3ZM155 79H156V77H155ZM174 79V80H173ZM224 79H225V77H224ZM135 80V79H134ZM149 80V79H148ZM156 80H158V79H156ZM164 80V79H163ZM222 80V79H221ZM234 80V79H233ZM14 81V82H15ZM66 81H68V87L66 88V89H64L63 87H61L60 85L63 83V82H66ZM99 81H101V89L100 90H97L95 87H96V83L97 82H99ZM166 81H167V79H166ZM37 82V83H36ZM134 82V81H133ZM154 81H152V84L154 85V83H153ZM156 82V81H155ZM159 82V81H158ZM163 82V81H162ZM222 82V81H221ZM236 82V81H235ZM150 84H151V82H149ZM164 83V82H163ZM220 83V84H219ZM133 84H135V83H133ZM161 84V83H160ZM235 84V83H234ZM3 85V84H2ZM2 85H0V88H2L1 86ZM5 85V84H4ZM13 85V86H14ZM45 85H47V82L45 83ZM48 85H49V83H48ZM137 85V84H136ZM156 85V84H155ZM154 85V86H155ZM209 85H212V89H210V91H207V90H209L208 88L210 87ZM214 85H216V86H214ZM16 86V85H15ZM21 86V88L19 89V87ZM99 86V85H98ZM97 86V87H98ZM135 86V85H134ZM157 86H158V84H157ZM209 86V87H208ZM224 86V87H223ZM238 86V85H237ZM4 87V86H3ZM137 87V86H136ZM156 87V86H155ZM208 87V88H207ZM230 87H234V89H236V90H233V88H231L230 89ZM10 88H11V86H10ZM9 87H8V89L9 90H12L13 88H11L10 89ZM211 88V87H210ZM5 89V88H4ZM3 88L1 89L2 91H6V94H8V92H10L8 89H6V90H4ZM229 89V90H228ZM240 89V88H239ZM1 90H0V96H2L3 94L1 93ZM134 90V89H133ZM52 91V92H51ZM3 92V93H4ZM95 93V94H97L98 96H99V99L98 100H95V101H92V99H93V97H91L90 96V98H88V95L89 94H93V93ZM124 92V93H125ZM127 92V93H128ZM13 93V92H12ZM12 93L10 92V94L12 95ZM51 93V94H50ZM72 93V92H71ZM69 94V93H68ZM95 94H93V95H95ZM10 95V96H11ZM97 95H95V96H97ZM240 95V94H239ZM4 96H6V95H4ZM9 96V95H8ZM125 96V95H124ZM128 96V95H127ZM59 97V98H58ZM68 97V96H67ZM129 97V96H128ZM236 97H237V99H236ZM70 98V97H69ZM61 99H60V101H61ZM65 99V98H64ZM36 100H38L37 102L38 103H35V101ZM109 100V99H108ZM64 101V100H63ZM40 102V103H39ZM71 102V101H70ZM79 102V103H78ZM108 102V101H107ZM106 102V103H107ZM237 102V103H236ZM43 103H45V102H43ZM62 103V104H61ZM243 103V102H242ZM56 104V103H55ZM247 104V103H246ZM44 105V104H43ZM57 105V104H56ZM107 105H109L110 106V104H107ZM242 105V107H243V104H241ZM244 105H245V103H244ZM45 106V105H44ZM246 106V105H245ZM253 106V105H252ZM28 106H26V107H21V108H23V110H25L26 111V109L25 108H27ZM32 107H33V105H32ZM43 107V106H42ZM46 108H48L47 106H45ZM52 107V106H51ZM108 107V106H107ZM213 108V111L212 112H210V114L208 113V111L207 110H209V111H211L210 109H206V108ZM247 107V106H246ZM254 107V106H253ZM29 108H31V107H29ZM29 108H28V110H29ZM41 108V107H40ZM53 108V107H52ZM111 108H112V106H111ZM234 108V109H233ZM240 108V109H239ZM243 108H245V107H243ZM247 108H249V107H247ZM251 108V107H250ZM10 109V108H9ZM8 109V110H9ZM91 109V112L92 111H94V113H93V115H95V114H97V115H99L100 116V118L101 117H103L104 119H103V121L100 123V120L101 119H99V121H98V124H96V122H95V120L93 119L92 120V118H91V124L93 125V124H95V125H91L92 127H90V126H88V120L90 121V117H88L87 116V114H88V112H90L89 110ZM238 109H239V111L240 110H242L241 109V107H238ZM259 109V108H258ZM32 110V108L29 110V111H31ZM48 110H49V108H48ZM48 110H46V111H48ZM245 110H246V108H245ZM254 110V109H253ZM252 110V111H253ZM18 111V112H17ZM29 111H26V112H24V113H28ZM51 111H52V109H51ZM238 111V110H237ZM243 111V110H242ZM257 111V110H256ZM255 111V112H256ZM32 112V111H31ZM34 112V111H33ZM50 112V111H49ZM53 112V113H54ZM105 112V111H104ZM104 112H102V113H104ZM245 111H243L242 113H244ZM248 112V111H247ZM262 112V111H261ZM260 112V113H261ZM21 113H22V111H21ZM20 113V114H21ZM23 113V114H24ZM52 113V112H51ZM99 113V114H98ZM107 113V112H106ZM239 113V112H238ZM241 113V112H240ZM241 113V114H242ZM4 114V113H3ZM29 114H30V112H29ZM240 114V115H241ZM245 114V113H244ZM16 116H17V114H15ZM15 115H13L14 117H15ZM33 114H30L29 116H27V119H28V121H33V123L35 122V119L37 118V117H39V116H37V117H35V119L33 120V116H32ZM96 115V116H97ZM102 115V114H101ZM239 115V114H238ZM246 115H248L247 113H246ZM253 117V115H254V113H253V115L252 114H249L248 115V118H250L251 116ZM255 115H257V114H255ZM261 115V114H260ZM259 115V116H260ZM7 116V115H6ZM84 116V117H83ZM89 116H90V113H89ZM99 116H97V117H99ZM244 116V115H243ZM254 117H256V116H254ZM261 117V116H260ZM6 118V117H5ZM24 118V117H23ZM106 118V119H105ZM247 118V119H248ZM9 119V118H8ZM26 121H27V119L26 118H24ZM114 119V118H113ZM188 120V121H190L191 123H193V125L194 126H192V124H190L193 128H191V129H189V131H186V127L188 126V125H185V126H183L185 123L183 122V124H182V127H180L179 126V123H182L181 121L182 120ZM246 119V120H247ZM250 119H253V118H250ZM250 119H248L247 121H242L243 123L245 122V123H249V121H250ZM15 120V119H14ZM39 120V119H38ZM132 120V119H131ZM258 120V119H257ZM262 120H264V119H262ZM13 121V120H12ZM45 121V120H44ZM95 122V123H92V122ZM114 121H116V120H114ZM36 122H37V120H36ZM130 122V121H129ZM154 122V121H153ZM241 122V123H242ZM28 123H30V122H28ZM32 123V122H31ZM87 123V126L89 127L88 129H85V124ZM186 123H188L189 124V122H186ZM238 124V126H237V124ZM8 124V123H7ZM90 124V123H89ZM252 124V123H251ZM255 124V123H254ZM13 125V124H12ZM189 125V126H190ZM249 125V124H248ZM247 125V126H248ZM257 125V124H256ZM10 126V125H9ZM23 126V125H22ZM33 126V125H32ZM188 126V127H189ZM251 126V125H250ZM14 127V126H13ZM44 127V126H43ZM11 128H12V126H11ZM182 128H184L185 129V131H184V129H182ZM234 128H235V130H234ZM249 128V127H248ZM254 128H255V126H254ZM251 129V128H250ZM250 129H248V131H249V133L250 132H252V130H250ZM234 130V131H233ZM246 131V130H245ZM28 132V131H27ZM32 132V131H31ZM30 132V133H31ZM235 132V133H234ZM254 132V131H253ZM232 133H233V136L234 135H236V136H234V137H232ZM237 133H238V135H237ZM241 135H240V134ZM246 133V132H245ZM249 133H247L246 135L248 136V134ZM15 134H16V132H15ZM24 134H26V133H23V135ZM123 134V133H122ZM118 135H120V134H118ZM117 135V136H118ZM245 135V136H246ZM249 135H252V134H249ZM25 136H28V135H25ZM25 136H24V139H25ZM72 136V135H71ZM75 136V135H74ZM124 136V135H123ZM140 136V135H139ZM13 137H15V135L13 134ZM120 137H122L121 135H120ZM120 137H118V139L120 138ZM140 137H142V136H140ZM231 137L232 138H234V140L232 141L231 140ZM239 137V138H238ZM264 137V136H263ZM263 137H261L260 136V138H263ZM139 138V137H138ZM238 138V139H237ZM249 138H250V136H249ZM249 138H248V140H249ZM9 139H10V137H9ZM236 139V140H235ZM246 139V140H245ZM251 139H253V138H251ZM257 139V138H256ZM81 140V139H80ZM96 139H94V141H95ZM103 140V139H102ZM254 140V139H253ZM253 140H249V143H250V141L252 142ZM9 141V143H12V141H13V139H11V140H8ZM74 141V140H73ZM101 140H99V142H100ZM19 142V141H18ZM261 142V141H260ZM81 143H83V142H81ZM94 143V142H93ZM253 143V142H252ZM14 144V143H13ZM22 144V143H21ZM51 144H49L50 146H51ZM80 144V143H79ZM247 144V145H246ZM12 145V144H11ZM19 145V144H18ZM49 145L47 146V148H48V150L50 149L49 148ZM76 145V144H75ZM74 145V146H75ZM81 145V144H80ZM83 145V144H82ZM78 146V145H77ZM85 146H86V144H85ZM128 146H130V145H128ZM251 146V149L253 148L252 146H254V145H250ZM259 146V145H258ZM52 147H51V149H52ZM76 147V146H75ZM81 147V146H80ZM127 147V146H126ZM230 147V148H229ZM83 148V147H82ZM82 148H80L81 150H83ZM85 148V147H84ZM227 148H229L228 150L230 151L231 150V152H232V154H233V151L232 150H234V152L235 153H237L236 155H239L240 153V155H239V157L238 158H236V159H233L234 158V155H232L233 156V158L232 157H230L229 156V159L227 158L226 159V157H224V154L226 153L227 155H228V152H227ZM16 149H18L17 147H16ZM71 149V150H70ZM79 149V150H80ZM127 149V148H126ZM19 150V149H18ZM18 150H16L17 151V154H18ZM77 150V149H76ZM75 150V151H76ZM88 150V149H87ZM91 149H89L88 150V152L90 151ZM129 150V149H128ZM128 150H124L125 152H128ZM248 150V149H247ZM91 152V151H90ZM122 152V151H121ZM129 152H130V150H129ZM20 153H23V152H20ZM19 153V155H21ZM69 153V154H70ZM248 153H250L251 154V152H248ZM16 154V153H15ZM73 154V153H72ZM88 154V153H87ZM87 154H85V156L87 155ZM93 154V153H92ZM229 154H230V152H229ZM52 155V153L50 154V156ZM61 155V156H60ZM71 155V154H70ZM76 155V154H75ZM89 155V154H88ZM88 155H87V157H88ZM124 155V154H123ZM235 155V156H236ZM18 156V155H17ZM25 156V155H24ZM24 156H22V157H24ZM57 156V157H58ZM90 156V155H89ZM143 156V155H142ZM16 157V156H15ZM15 157H12V159L13 158H15ZM18 157H20V156H18ZM91 157V156H90ZM141 157V156H140ZM144 157V156H143ZM66 158V157H65ZM71 158V157H70ZM89 158V157H88ZM230 158H232V159H230ZM240 158H242L241 160H240ZM249 158V157H248ZM19 159V158H18ZM22 158L20 157V160H21ZM53 159V158H52ZM67 159V158H66ZM104 159V161H107V160H105V157L103 158ZM123 159H124V157H123ZM250 159H252L251 157L248 159V160H250ZM25 160V159H24ZM58 160V159H57ZM61 160V159H60ZM84 160V159H83ZM89 160H90V158H89ZM173 160H174V162H173ZM227 160V161H226ZM228 160H230L229 162H228ZM244 160V164H243V166H242V164H240V162L241 163H243L242 161ZM247 160V161H248ZM19 161V160H18ZM23 161V160H22ZM91 161V160H90ZM125 161V160H124ZM207 161V162H206ZM14 162V161H13ZM16 162V161H15ZM19 162H21V161H19ZM85 162V161H84ZM83 162V163H84ZM206 162V163H205ZM228 162V163H227ZM17 163V162H16ZM55 163V162H54ZM97 163V162H96ZM116 163L117 162H115V161H113V162H111V164L110 165H108V168L106 169V170H103V172L105 173V171H106V174H108V179H110L111 177H112V174H113V167L116 165ZM136 163V165H138ZM131 164H133V163H131ZM140 164V165H141ZM203 164H204V167H203ZM261 164V163H260ZM57 165H59L58 163L56 164V166ZM80 165V164H79ZM89 165H91V164H89ZM98 165V164H97ZM118 165V164H117ZM171 165H173V166H171ZM200 165H202V169H204V171H205V173H203L204 171H201V173H203V175L202 176H200L199 174H197L196 175V173H194V171H195V169L196 168H198ZM52 166V165H51ZM83 166H85V165H83ZM94 166V165H93ZM99 166H100V164H99ZM247 166H250L249 164L247 165ZM130 167V166H129ZM201 167V166H200ZM240 167V168H241ZM21 168V167H20ZM52 168H54V167H52ZM81 168H85V167H82L81 166ZM173 168V169H174ZM239 168V169H240ZM243 168H245V167H243ZM57 169H58V167H57ZM89 169V168H88ZM95 168H93V170H94ZM128 169V168H127ZM253 169H254V167H253ZM52 169L50 168V171H51ZM61 170V169H60ZM77 170H78V168H77ZM90 170H92V169H90ZM90 170H88L90 173H91V171ZM116 170V169H115ZM137 170H139V169H137ZM141 170V169H140ZM244 170H247V169H244ZM249 170V169H248ZM50 171H49V173H50ZM55 171V170H54ZM58 171V170H57ZM136 170H133V172H135ZM171 171V170H170ZM243 171V170H242ZM48 172V171H47ZM80 172H82V171H80ZM127 172L128 173H133L132 172V170H130V169H128L127 170ZM168 172V171H167ZM197 172H199V170L197 171ZM46 173V172H45ZM48 173V174H49ZM51 173H53L54 174V172H51ZM56 173V172H55ZM61 173V172H60ZM77 173H79V172H77ZM99 173V172H98ZM104 173H102V174H104ZM127 173V174H128ZM136 173V172H135ZM170 173H173V172H170ZM191 173H194L193 175H191V176H193V177H191L190 176V174ZM53 174H50V175H53ZM86 175H87V172L85 173ZM84 174V175H85ZM92 174V173H91ZM126 174V173H125ZM167 174H169V172L167 173ZM28 175H30V174H28ZM49 175V176H50ZM77 175H79V174H77ZM77 175L75 176V177H77ZM83 175V174H82ZM81 175V173H80V176H82ZM114 176H115V174H113ZM135 175V174H134ZM138 175H140V173L138 174ZM248 175V174H247ZM46 177H47V175H45ZM79 176V177H80ZM111 176V177H110ZM113 176V177H114ZM133 176V175H132ZM188 176V178H186ZM249 176H250V174H249ZM37 177V176H36ZM96 176L94 175V178H95ZM102 177V176H101ZM106 177V176H105ZM105 177L103 178V179H105ZM116 177H117V175H116ZM130 177V176H129ZM134 177V176H133ZM180 177V178H179ZM191 177V179H189ZM251 177V176H250ZM253 177V176H252ZM251 177V178H252ZM48 178V177H47ZM81 178V177H80ZM93 178V177H92ZM91 178V179H92ZM176 178V177H175ZM185 178V179H184ZM242 178H245L246 179V177H242ZM43 179H44V176H43ZM89 179V178H88ZM91 179L89 180V181H91ZM171 179V178H170ZM169 179V180H170ZM182 179L184 180V181H186L184 184L181 182V184H179V182L180 181H182ZM187 179H189V181L187 182ZM257 179V178H256ZM35 180V179H34ZM96 180H97V178H96ZM99 180V179H98ZM102 179H100V181H101ZM116 180V179H115ZM250 180V179H249ZM85 181V180H84ZM94 181H95V179H94ZM100 181H98L99 183H100ZM105 180H103L102 182H104ZM114 181V180H113ZM119 181V180H118ZM171 181H172V179H171ZM183 181V182H184ZM82 182H83V180H82ZM86 182H88V181H86ZM120 182V181H119ZM124 182V181H123ZM252 182V181H251ZM91 183V182H90ZM95 183H97V181L95 182ZM94 182H93V184H95ZM114 183V182H113ZM122 183V182H121ZM163 183V182H162ZM254 183V182H253ZM86 184V183H85ZM98 184V183H97ZM103 184V183H102ZM104 184H106V183H104ZM126 183H124V185H125ZM96 185V184H95ZM101 185V184H100ZM99 185V186H100ZM109 185V184H108ZM128 185H129V183H128ZM127 185V186H128ZM165 185V184H164ZM177 185V186H178ZM87 186V185H86ZM85 186V187H86ZM98 186V185H97ZM110 187H111V185H109ZM109 186H100L98 189H97V193L95 192V194H94V196L97 198V200H99L100 202L102 201V203L104 202V203H106L107 205H111V203H112V200H114L115 198H119L120 196L118 195V194H115V193H112V192H110L112 189H110L109 188ZM113 186V185H112ZM121 186H122V184H121ZM150 186V185H149ZM151 186V187H152ZM166 186V185H165ZM172 186V185H171ZM170 186V187H171ZM203 186H204V190L203 191H200V190H202V189H200V187L201 188H203ZM245 186V185H244ZM92 187V186H91ZM132 187V186H131ZM236 187V186H235ZM242 187V186H241ZM245 187H247V185L245 186ZM83 188V187H82ZM90 188V187H89ZM96 188V187H95ZM169 188V187H168ZM173 188H174V186H173ZM198 188L200 189V190H198ZM238 188V187H237ZM126 189H128V188H126ZM153 189V188H152ZM167 189V188H166ZM165 189V190H166ZM244 189L245 188H243V191H244ZM89 190V189H88ZM93 190H94V188H93ZM120 190V189H119ZM145 190H147V191H145ZM82 191V190H81ZM84 192H85V189L83 190ZM90 191V190H89ZM250 191V190H249ZM119 192V191H118ZM117 192V193H118ZM128 192H130V191H128ZM151 192H153V190L151 191ZM170 192H173V191H170ZM232 192H233V190H232ZM248 192V191H247ZM150 193V192H149ZM174 193V192H173ZM172 193V194H173ZM216 193V194H215ZM113 194H115V195H113ZM147 194V193H146ZM155 194V193H154ZM171 194V195H172ZM126 195H127V193H126ZM131 195V194H130ZM244 195H246V194H244ZM9 196V195H8ZM111 196H113V197H111ZM128 196H129V194H128ZM174 196V195H173ZM191 196V195H190ZM230 196V195H229ZM232 196H234V195H232ZM241 196H242V194H241ZM7 197V196H6ZM89 197V196H88ZM115 197V198H114ZM131 197V196H130ZM217 197V198H216ZM4 198V197H3ZM41 197H39V199H40ZM111 198H113L112 200H111ZM128 198V197H127ZM173 198V199H174ZM89 199H91V201L90 202H93L92 201V198H89ZM95 199V198H94ZM93 199V200H94ZM124 199H126V198H124ZM184 199H186V198H184ZM4 200V199H3ZM6 200V199H5ZM97 200H95V203L97 202ZM118 199H116V201H117ZM119 200H120V198H119ZM127 200H130V199H126V201ZM175 200H173V201H175ZM211 200H213V201H211ZM98 201V202H99ZM133 201H135V200H132V202ZM171 201V200H170ZM184 201H186V200H184ZM205 201H210L209 203V205L207 206V207H205V209L203 208V202H205ZM217 201V200H216ZM222 201V200H221ZM6 202H8V201H6ZM181 202V201H180ZM110 203V204H109ZM117 203H119L118 201L116 202V204ZM127 203H128V201H127ZM174 203H177L176 201L174 202ZM173 203V205L175 206V204ZM179 203V202H178ZM215 203H217V202H215ZM5 204V202L3 201L2 203H1V206L0 207H2V205H4ZM90 204V203H89ZM106 204H104V205H106ZM114 204V203H113ZM131 204V203H130ZM172 204V203H171ZM170 204V205H171ZM115 205V204H114ZM119 205H121L120 203H119ZM129 205V204H128ZM127 205V206H128ZM132 205V204H131ZM173 205H171V206H173ZM177 205V204H176ZM182 205V204H181ZM185 205V204H184ZM220 205V204H219ZM95 206V204L93 203V207ZM99 206V205H98ZM133 206V205H132ZM131 206V207H132ZM150 206V205H149ZM212 206H214L213 204H212ZM211 206V207H212ZM217 206V205H216ZM91 207V206H90ZM96 208H98L97 207V204H96V206H95ZM110 207H112L113 208V205L112 206H110ZM109 207V208H110ZM151 207V206H150ZM178 207H179V205L177 206V210H178ZM5 208V207H4ZM7 208V207H6ZM106 209L108 208V207H105ZM108 208V209H109ZM127 208H129V206L127 207ZM174 208H176V206L174 207ZM182 209H183V206L181 207ZM180 208V209H181ZM215 208V207H214ZM220 208H222V206L220 207ZM219 207H218V210L220 209ZM99 209V208H98ZM111 209V208H110ZM148 209H150V208H148ZM171 209V208H170ZM223 209V208H222ZM259 209V208H258ZM2 210V209H1ZM89 210H91V209H88L87 211H85V212H87V214L90 212L91 213V211L93 210H91V211H89ZM113 210V209H112ZM126 210V209H125ZM128 210H129V215H132L134 212H135V208H131V209H127V212H128ZM152 210V209H151ZM150 210V211H151ZM169 210V209H168ZM172 210L175 212L176 211V209L174 210V209H171V212H172ZM184 210V209H183ZM210 210H211V208H210ZM214 210V209H213ZM3 211V210H2ZM100 211V210H99ZM102 211V210H101ZM104 211V210H103ZM106 211V210H105ZM104 211V212H105ZM107 211H109V210H107ZM145 211V210H144ZM170 211V210H169ZM181 211V210H180ZM174 212H172V213H174ZM211 212V214H212V211H210ZM221 212H222V210H221ZM96 213H98V212H96V209H95V214H94V212H93V214L91 213V216L92 215H96ZM110 213V212H109ZM126 213V212H125ZM169 213V212H168ZM167 212H166V214H168ZM171 213V214H172ZM86 214V213H85ZM135 214V213H134ZM179 214V215H178ZM3 215H4V213H3ZM89 215V214H88ZM109 215V214H108ZM111 215V214H110ZM99 216H100V212H99ZM98 216V217H99ZM113 216V215H112ZM133 216H135V215H133ZM137 216H138V214H137ZM165 216H167V215H165ZM171 216V215H170ZM5 217V216H4ZM12 216H10V218H11ZM101 217H102V215H101ZM110 217V216H109ZM108 217V218H109ZM127 217H129V216H127ZM103 218V217H102ZM235 218V220L237 219L236 217H234ZM52 219V218H51ZM48 220V222L42 227V229L43 230H46V229H48V228H50V227H53V226H58V225H55L56 223L54 222V220L55 219H53V220ZM58 219V218H57ZM62 219H65V218H62ZM62 219H61V222H63L62 221ZM112 219V218H111ZM115 219V218H114ZM66 220H68V219H66ZM132 220V219H131ZM168 221H169V219H167ZM234 220V219H233ZM99 221H100V219H99ZM164 221H165V219H164ZM65 222V221H64ZM67 222V221H66ZM118 222H120V220L118 221ZM131 222H134V220L133 221H131ZM135 222H136V220H135ZM134 222V223H135ZM206 222L207 221H205L204 223L206 224ZM236 222V221H235ZM134 223L132 224L133 225V227H134ZM204 223H202V225L200 226L199 224H198V227L200 228L201 227V229L200 230H202V229H204L205 227V225H203ZM59 224L61 225V223L59 222ZM75 224H76V222H75ZM116 224H120V223H116ZM126 225V224H125ZM124 224H123V226L125 227V229H124V227H123V229H122V227H121V229L122 230H126V227H127V229H128V227H131V226H125ZM250 225V224H249ZM61 226H63L64 228H65V226L64 225H61ZM69 226V225H68ZM121 226V225H120ZM119 226V227H120ZM137 226H138V224H137ZM208 226V225H207ZM211 226V227H210ZM208 228L209 229H206L207 230V233L205 234H203V232H199L198 234H196L195 236H193V234H191L190 233V237L188 238V239H183L184 241H181V243H179V245L175 248V253H174V256H173V261H171V264L173 263V264H195L196 262V264H228L229 262H230V264H232V262H233V264H234V258H235V256H234V254H233V256L231 257V256H229L226 252H227V250H230V249H228L227 247H229V246H227V245H225L226 246V249H224V247L225 246H222L221 244H220V246L222 247H220L219 248V246H218V242H217V239L215 238V237H213L212 238V236H211V234H214V233H216L215 232V228H213V226H212V224L210 225ZM62 227V228H63ZM70 227V226H69ZM69 227H67V225H66V228H69ZM133 227H132V229H133ZM135 227H136V225H135ZM134 227V228H135ZM197 227V228H198ZM241 227H243V226H241ZM57 228V227H56ZM58 228H59V226H58ZM62 228H61V230H62ZM65 228V229H66ZM198 228V229H199ZM239 228V227H238ZM60 229V228H59ZM70 229V230H69ZM68 230L69 231H64V233L62 234L63 235V237H62V241H61V243H63V248L59 251V250H56L57 249V247H59V246H57L56 247V249L53 247H51L50 248V246H48L49 248H47V252H43V253H41L40 254V252H39V257H38V259L36 260V262H35V264H69L67 261H64V260H68V257L70 256V258H72L71 257V255H72V253H71V255H69V253H70V251H68V247H69V245L70 244H68L67 245V242H69V240L71 241V243L73 242L71 239H69V238H71L72 236H70L71 234H70V232L73 230V228H72V230H71V228H69ZM117 229V228H116ZM216 229H217V227H216ZM252 229V228H251ZM130 230V229H129ZM135 230V229H134ZM200 230H198V231H200ZM205 230V229H204ZM237 230V229H236ZM243 230V229H242ZM5 231V230H4ZM74 231H75V229H74ZM83 231V230H82ZM136 231V230H135ZM203 231V230H202ZM0 232H2V230L0 231ZM130 232V231H129ZM186 232V233H187ZM206 232V231H205ZM235 232H237V231H235ZM3 233H5V232H3ZM2 233V234H3ZM7 233V232H6ZM60 233H62V232H60ZM118 233V232H117ZM122 233H123V231H122ZM126 233V232H125ZM239 233V232H238ZM76 234H78V233H76ZM83 234V233H82ZM119 234V233H118ZM130 234V233H129ZM61 235V236H62ZM74 235V234H73ZM191 235L193 236V237H191ZM235 235V234H234ZM238 235V234H237ZM241 235V234H240ZM78 236V235H77ZM81 236V235H80ZM75 237V236H74ZM243 237V236H242ZM85 238L87 239V237L85 236ZM241 238V237H240ZM115 239V238H114ZM201 239V240H200ZM13 240V239H12ZM14 240H16V239H14ZM14 240H13V242H14ZM73 240H75V239H73ZM89 240V239H88ZM113 240V239H112ZM57 241V240H56ZM49 242H51V246H52V244L55 246V244H54V242H52V240L51 241H49ZM97 242V241H96ZM241 242V241H240ZM9 243H11V242H9ZM16 243H17V241H16ZM16 243H12L11 245H5L6 247H2L3 248V250L5 251V255L7 256L8 254L10 255V256H13L12 254L13 253H15L18 249L16 248ZM70 243V242H69ZM242 243H243V241H242ZM5 244V243H4ZM13 244H14V246H13ZM18 244V246L17 247H19V243H17ZM49 244V243H48ZM59 244V243H58ZM65 244H66V246H65ZM89 244V243H88ZM94 244V243H93ZM99 243H97V245H98ZM50 245V244H49ZM95 245V244H94ZM239 246H241L240 244L238 245V247ZM61 247V246H60ZM78 247V246H77ZM92 247H93V245H92ZM134 247V246H133ZM182 248V250L184 251V252H186V254L184 255L185 257L183 258V259H178L177 258V255H178V251L180 250ZM230 248V247H229ZM240 248V250H242L241 249V247H239ZM23 249V248H22ZM70 250V249H69ZM80 250V249H79ZM78 250V251H79ZM213 250V251H212ZM94 251V250H93ZM92 251V252H93ZM210 251H212V252H210ZM21 252V251H20ZM60 252V253H59ZM67 252H69L68 253V255L66 254ZM231 252V251H230ZM241 252H243V251H241ZM246 252V251H245ZM7 253V254H6ZM59 253V255L57 256V254ZM78 253V252H77ZM81 253V252H80ZM79 253V254H80ZM90 253H91V251H90ZM93 253H95V251L93 252ZM234 253V252H233ZM54 254H56V256L54 255ZM64 254V256L66 255L67 257H66V259H62L61 260V255H63ZM104 254V253H103ZM231 255H232V253H230ZM18 255H19V253H18ZM75 255V254H74ZM92 255V254H91ZM9 256V257H10ZM63 256V258H65ZM73 256V255H72ZM85 256V255H84ZM84 256H81L82 258L84 257ZM37 257V256H36ZM75 257V256H74ZM76 257H78V255L76 256ZM75 257V258H76ZM85 257H87L88 258V256H85ZM91 257V256H90ZM3 258H5V256L3 257ZM233 258V260H231ZM248 258V257H247ZM246 258V259H247ZM7 259V258H6ZM84 259H86V258H84ZM71 260V259H70ZM80 260V259H79ZM245 260V258H243V262L244 263H240V264H245V263H247L248 261H244ZM250 260V259H249ZM8 261H9V259H8ZM106 261H108V260H106ZM237 261V260H236ZM5 262H6V260H5ZM105 262V261H104ZM74 263H75V261H74ZM166 263V262H165ZM16 264H19L18 262L16 263ZM121 264V263H120ZM168 264V263H167ZM235 264H238V263H235Z\"/></svg>", "mask_w": 264, "mask_h": 264}]
</instances>
